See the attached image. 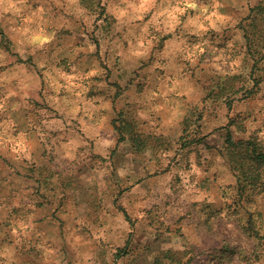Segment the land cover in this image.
I'll list each match as a JSON object with an SVG mask.
<instances>
[{"label": "rangeland", "instance_id": "obj_1", "mask_svg": "<svg viewBox=\"0 0 264 264\" xmlns=\"http://www.w3.org/2000/svg\"><path fill=\"white\" fill-rule=\"evenodd\" d=\"M21 22L61 69L31 125L53 144L62 100L78 151L19 169L0 260L264 264V164L228 142L264 150V0H0V59Z\"/></svg>", "mask_w": 264, "mask_h": 264}, {"label": "crops", "instance_id": "obj_2", "mask_svg": "<svg viewBox=\"0 0 264 264\" xmlns=\"http://www.w3.org/2000/svg\"><path fill=\"white\" fill-rule=\"evenodd\" d=\"M43 22H46L44 23L45 26L49 25L46 20ZM18 23L20 24V22ZM18 27H20L17 28L18 32L10 37L15 48L12 49L13 51L3 52L4 57L0 59L2 62L0 63V187L5 186L9 189L8 192L0 191V199H5L7 202L14 200L10 193L13 195L16 193L14 189L18 185V171L20 169L23 173L29 170V159L41 156L47 151V148L55 155L68 153L71 160L72 156L73 158L76 157L78 151L77 130L74 126L78 113L72 110L67 113L63 108L64 102L62 100L58 101L55 106L65 119H62L61 116L54 121L58 125L52 134L53 144H45L44 141L46 134H51L50 132L35 130L34 126L31 125V121L36 119L30 112L31 107L34 108L36 105L40 107L36 101L40 100L44 83L53 74L59 72L61 74V69H58L56 65L46 64L45 61L39 63L38 57L46 54V50L43 49L44 46L42 49L30 51L29 37L24 33V22H21V26L18 25ZM50 36L48 35L46 38V34L41 35L43 43L49 41ZM53 36L55 37V34ZM42 51L44 52L42 53ZM32 54L34 55L33 64L29 62ZM4 60L5 62H3ZM60 88H63L62 85ZM70 89L73 87L66 90ZM98 100H91L89 103L94 104ZM100 100L104 101V99ZM95 112L98 114L97 111ZM44 121H46L45 118ZM29 176L24 178L23 174H20V177L24 178L20 182L22 186L30 185V181L27 180ZM0 246H2L1 243ZM6 246H8V242ZM21 247H24L23 242ZM23 254L22 252V256L20 255L22 263L26 260ZM4 259L0 260V264H15L12 257Z\"/></svg>", "mask_w": 264, "mask_h": 264}, {"label": "trees", "instance_id": "obj_3", "mask_svg": "<svg viewBox=\"0 0 264 264\" xmlns=\"http://www.w3.org/2000/svg\"><path fill=\"white\" fill-rule=\"evenodd\" d=\"M228 142H229V146H231V147H237V146H240V145H246L248 148H250L252 146V148H250V151L244 157L245 158L244 161L241 162L238 167L237 166L234 167L235 171H239L240 170L241 174L243 172L244 176L248 177V172H250V164H248V162H250L252 160L254 163L264 164V150L260 149L258 146H256L253 141H239V142H235L233 139H229ZM246 163H247V167H246ZM240 173H239V181H240V178H241V174Z\"/></svg>", "mask_w": 264, "mask_h": 264}]
</instances>
